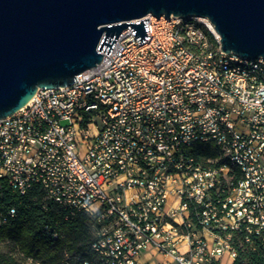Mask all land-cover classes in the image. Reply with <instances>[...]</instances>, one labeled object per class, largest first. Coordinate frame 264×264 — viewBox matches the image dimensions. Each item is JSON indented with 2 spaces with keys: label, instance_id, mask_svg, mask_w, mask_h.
I'll return each instance as SVG.
<instances>
[{
  "label": "built area",
  "instance_id": "built-area-1",
  "mask_svg": "<svg viewBox=\"0 0 264 264\" xmlns=\"http://www.w3.org/2000/svg\"><path fill=\"white\" fill-rule=\"evenodd\" d=\"M147 17L148 40L129 24L76 81L0 118V178L91 218L92 257L62 264H145L154 250L233 264L242 245L264 256V57L222 51L203 17L130 22Z\"/></svg>",
  "mask_w": 264,
  "mask_h": 264
},
{
  "label": "water",
  "instance_id": "water-1",
  "mask_svg": "<svg viewBox=\"0 0 264 264\" xmlns=\"http://www.w3.org/2000/svg\"><path fill=\"white\" fill-rule=\"evenodd\" d=\"M148 14L206 17L220 48L264 57V0H0V118L27 104L38 88L71 84L95 67L130 24L148 40Z\"/></svg>",
  "mask_w": 264,
  "mask_h": 264
},
{
  "label": "trees",
  "instance_id": "trees-1",
  "mask_svg": "<svg viewBox=\"0 0 264 264\" xmlns=\"http://www.w3.org/2000/svg\"><path fill=\"white\" fill-rule=\"evenodd\" d=\"M210 38L215 43L212 34ZM209 145L198 143L196 153L217 156L216 149L209 152ZM11 208L16 209L14 216H8ZM48 232H57L59 237L53 238ZM92 239V220L85 212L65 219L54 206H45L35 192L21 195L5 178H0V243L12 242L22 254L20 260L13 253L0 250V264H28L29 258L39 264H62L67 252L70 255L82 252L91 258ZM233 264H264V256L242 245Z\"/></svg>",
  "mask_w": 264,
  "mask_h": 264
},
{
  "label": "rangeland",
  "instance_id": "rangeland-1",
  "mask_svg": "<svg viewBox=\"0 0 264 264\" xmlns=\"http://www.w3.org/2000/svg\"><path fill=\"white\" fill-rule=\"evenodd\" d=\"M65 123V122H64ZM209 152H213L215 150V147L213 145H209ZM0 250L1 251H7V252H11L13 253L18 259L22 260V254L20 253L19 249L16 247V245L12 242H2L0 243ZM149 261H154L157 264L162 263L165 261V258L161 257V256H155L154 259ZM222 262L226 263V264H232V261L229 259V257L225 254L222 258Z\"/></svg>",
  "mask_w": 264,
  "mask_h": 264
},
{
  "label": "crops",
  "instance_id": "crops-1",
  "mask_svg": "<svg viewBox=\"0 0 264 264\" xmlns=\"http://www.w3.org/2000/svg\"><path fill=\"white\" fill-rule=\"evenodd\" d=\"M161 256V257H163V258H165V261L164 262H162V263H159V264H175L173 261H172V259H171V257L170 256H167V255H164V254H162V253H159V252H156L155 250L154 251H147V252H144L143 254H142V256H141V261L143 262V263H145V264H157L156 262H154V261H149V259L150 260H152V259H154L155 258V256Z\"/></svg>",
  "mask_w": 264,
  "mask_h": 264
},
{
  "label": "bare ground",
  "instance_id": "bare-ground-1",
  "mask_svg": "<svg viewBox=\"0 0 264 264\" xmlns=\"http://www.w3.org/2000/svg\"><path fill=\"white\" fill-rule=\"evenodd\" d=\"M203 20H204L205 22H207V24L209 25V27L211 28V30H212L217 36H219V34H218V32L215 30L214 25L212 24V22H211L208 18H206V17H203Z\"/></svg>",
  "mask_w": 264,
  "mask_h": 264
}]
</instances>
